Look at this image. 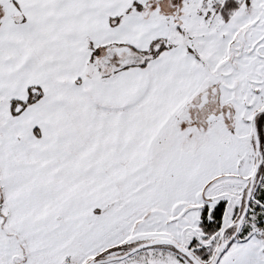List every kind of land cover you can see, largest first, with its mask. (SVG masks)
Returning <instances> with one entry per match:
<instances>
[{
	"label": "snow or ice",
	"instance_id": "snow-or-ice-1",
	"mask_svg": "<svg viewBox=\"0 0 264 264\" xmlns=\"http://www.w3.org/2000/svg\"><path fill=\"white\" fill-rule=\"evenodd\" d=\"M0 264H264V0H0Z\"/></svg>",
	"mask_w": 264,
	"mask_h": 264
}]
</instances>
